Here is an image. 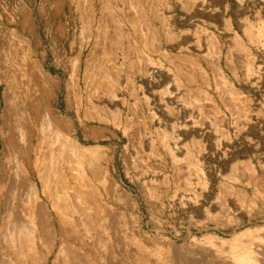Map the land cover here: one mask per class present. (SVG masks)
I'll use <instances>...</instances> for the list:
<instances>
[{
  "label": "rangeland",
  "instance_id": "374dc122",
  "mask_svg": "<svg viewBox=\"0 0 264 264\" xmlns=\"http://www.w3.org/2000/svg\"><path fill=\"white\" fill-rule=\"evenodd\" d=\"M0 256L264 264V0H0Z\"/></svg>",
  "mask_w": 264,
  "mask_h": 264
},
{
  "label": "bare ground",
  "instance_id": "6f19581e",
  "mask_svg": "<svg viewBox=\"0 0 264 264\" xmlns=\"http://www.w3.org/2000/svg\"><path fill=\"white\" fill-rule=\"evenodd\" d=\"M72 146V145H71ZM47 184V183H46ZM26 185V184H25ZM46 187H47V185H46ZM46 189V188H45ZM35 196H36V194H35ZM49 196V195H48ZM74 197V196H73ZM35 199V198H34ZM48 199V198H47ZM51 199V198H50ZM54 200V199H53ZM35 201V203H36V200H34ZM38 201V200H37ZM39 203H40V201H39ZM39 203H38V205H39ZM57 203V202H56ZM44 204V203H43ZM46 204V203H45ZM62 204H64V203H62ZM53 205V204H52ZM58 205H60L59 204V202H58ZM35 206H36V204H35ZM60 206H62V205H60ZM64 206V205H63ZM33 207H34V204H33ZM59 207V206H58ZM57 207V208H58ZM79 207V206H78ZM36 208V207H35ZM34 209V208H33ZM42 205H39L38 206V213H37V211H36V216H37V225H38V228H36V226L35 225H32L33 226V233H36L37 235H42L43 234V231H44V229H45V227H47V226H45V223H46V218H45V216L43 215V213H42ZM77 209V208H76ZM83 209V208H82ZM81 209V210H82ZM9 210V209H8ZM33 211V210H32ZM31 211V212H32ZM33 215H34V213H33ZM18 216V215H17ZM22 217V216H21ZM18 218H20V216L18 217ZM24 218V217H23ZM33 219H34V217H33ZM17 220V218L15 219V221ZM28 220V219H27ZM5 221V220H4ZM11 221V220H10ZM14 221V220H13ZM12 221V222H13ZM18 221V220H17ZM36 221V220H35ZM20 222V221H19ZM24 223H29V222H24ZM31 223V222H30ZM35 224V223H34ZM47 224V223H46ZM23 225V224H22ZM29 225V224H28ZM24 226H25V224H24ZM30 226V225H29ZM32 226H30L31 228H32ZM20 227H22V226H20ZM26 227V226H25ZM25 227H24V229H25ZM28 227V226H27ZM26 227V228H27ZM29 228V227H28ZM30 228V229H31ZM48 228V227H47ZM43 230V231H42ZM19 231V230H18ZM18 233V232H17ZM24 233H26V232H24ZM30 233H32L31 231H30ZM22 234H23V232H22ZM27 234V233H26ZM29 234V233H28ZM27 234V235H28ZM30 235V234H29ZM33 235V234H32ZM46 235V234H45ZM34 236V235H33ZM32 236V237H33ZM39 236V237H40ZM31 237V235L29 236V238ZM15 238V237H14ZM17 238V237H16ZM20 238V237H19ZM27 238V237H26ZM29 238H27V239H29ZM22 239V238H21ZM30 240V239H29ZM42 241V240H41ZM44 242H45V240H44ZM16 245V244H15ZM19 245V244H18ZM67 245V244H66ZM1 257V256H0ZM14 258V257H13ZM6 259V258H5ZM10 259V258H9ZM24 259V258H23ZM28 260V259H27ZM6 261V260H5ZM2 262H3V260H2ZM12 262V261H11ZM10 262V263H11ZM19 262V261H18ZM262 262V261H261ZM263 263V262H262ZM3 264V263H2ZM11 264H13V263H11Z\"/></svg>",
  "mask_w": 264,
  "mask_h": 264
}]
</instances>
